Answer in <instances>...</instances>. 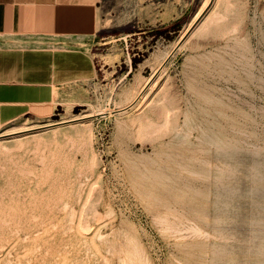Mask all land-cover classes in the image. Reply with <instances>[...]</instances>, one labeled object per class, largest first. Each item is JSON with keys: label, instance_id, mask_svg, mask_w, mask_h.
Segmentation results:
<instances>
[{"label": "rangeland", "instance_id": "obj_1", "mask_svg": "<svg viewBox=\"0 0 264 264\" xmlns=\"http://www.w3.org/2000/svg\"><path fill=\"white\" fill-rule=\"evenodd\" d=\"M121 1L94 79L0 134V264H264V0Z\"/></svg>", "mask_w": 264, "mask_h": 264}, {"label": "crops", "instance_id": "obj_2", "mask_svg": "<svg viewBox=\"0 0 264 264\" xmlns=\"http://www.w3.org/2000/svg\"><path fill=\"white\" fill-rule=\"evenodd\" d=\"M177 5L166 1L158 11L149 1L133 19L179 26L188 9ZM120 7L121 0H0V134L55 118L61 93L94 79L93 48L130 23Z\"/></svg>", "mask_w": 264, "mask_h": 264}, {"label": "bare ground", "instance_id": "obj_3", "mask_svg": "<svg viewBox=\"0 0 264 264\" xmlns=\"http://www.w3.org/2000/svg\"><path fill=\"white\" fill-rule=\"evenodd\" d=\"M196 28H197V27H196ZM71 105H72V104H71ZM85 118H86V117H85ZM80 119H81V118H80ZM73 121H74V120H73ZM167 122H168V121H167ZM167 122H166V123H167ZM57 124H58V123H57ZM167 124H168V123H167ZM165 125H166V124H165ZM45 126H46V125H45ZM47 126H48V125H47ZM56 126H57V125H56ZM166 126H167V125H166ZM50 127H51V126H50ZM72 127H73V126H72ZM85 128H86V127H85ZM9 150H10V149H9ZM65 206H66V205H65ZM197 231H198V230H197ZM199 231H200V230H199ZM194 233H195V232H194ZM196 233H197V232H196ZM196 233H195V235H196ZM192 234H193V233H192ZM200 234H202V233H200ZM200 234H199V235H200ZM197 235H198V234H197ZM207 235H208V234H207ZM203 236H204V235H203ZM101 237H103V236H100V238H101ZM123 264H124V263H123Z\"/></svg>", "mask_w": 264, "mask_h": 264}, {"label": "trees", "instance_id": "obj_4", "mask_svg": "<svg viewBox=\"0 0 264 264\" xmlns=\"http://www.w3.org/2000/svg\"><path fill=\"white\" fill-rule=\"evenodd\" d=\"M176 27H178V26H176ZM134 62V61H133ZM135 63V62H134Z\"/></svg>", "mask_w": 264, "mask_h": 264}]
</instances>
